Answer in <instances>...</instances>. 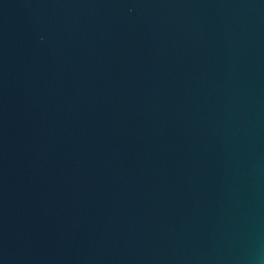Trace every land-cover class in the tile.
I'll use <instances>...</instances> for the list:
<instances>
[{
  "label": "water",
  "instance_id": "95a60500",
  "mask_svg": "<svg viewBox=\"0 0 264 264\" xmlns=\"http://www.w3.org/2000/svg\"><path fill=\"white\" fill-rule=\"evenodd\" d=\"M0 264H264V0H0Z\"/></svg>",
  "mask_w": 264,
  "mask_h": 264
}]
</instances>
